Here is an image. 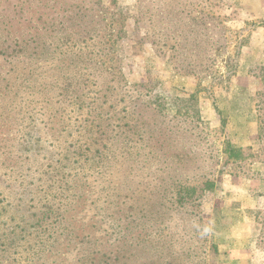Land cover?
Instances as JSON below:
<instances>
[{"label": "rangeland", "instance_id": "obj_1", "mask_svg": "<svg viewBox=\"0 0 264 264\" xmlns=\"http://www.w3.org/2000/svg\"><path fill=\"white\" fill-rule=\"evenodd\" d=\"M3 59L0 264H264V0H0Z\"/></svg>", "mask_w": 264, "mask_h": 264}, {"label": "trees", "instance_id": "obj_2", "mask_svg": "<svg viewBox=\"0 0 264 264\" xmlns=\"http://www.w3.org/2000/svg\"><path fill=\"white\" fill-rule=\"evenodd\" d=\"M114 34H115L114 31L109 33V37H110L109 40L115 41ZM2 63H3L4 69H6L7 72H5V75H4V72H2V69L0 67V103L5 102V107L7 109H2L0 111V115H4L5 118H10V117H12V115L10 114V111L17 110L16 112H21L23 108L18 107V104H21V102H25V104H26V98H25L26 97V83H25L26 77H24L23 80L20 81L19 84L15 83V81L12 80L13 77L11 76V73H12L11 71H13V69L10 66L4 65L6 63V60L3 59ZM18 77L19 76L16 75L14 77V79L16 80ZM262 94H264V92H262ZM7 104H9L8 105L9 107L7 106ZM10 106H12V107H10ZM260 118H261V115H260ZM260 122H262V126H263V122H264L263 119H261ZM249 150H251V148L234 147L230 143H226L225 149L223 150V152L225 154H228L229 157L244 160L246 158V157H244L245 155L246 156H252L253 153L248 152ZM213 188H214V183L212 181L208 180V181H204V183L201 187L196 186V185L193 187H190V185H188V186L182 185L181 188H179V191H180L179 193H183L184 192L183 190H190V192L193 191V192L198 193L199 191L202 192V191H206V190H211ZM183 198L184 197H181L180 200L183 201ZM96 232L97 231H93V234H90V232H89L87 234H84L83 236L87 237L88 235H90V237L92 239V238H95ZM79 234H80V232H77L76 236H79ZM93 243L95 246V242H93ZM83 248H82V245H79V247L77 249V254L83 252L84 251ZM90 249H91L90 247H86L85 250H90ZM100 251L101 250L98 248L97 249H91L89 251L88 255L92 256V254H94L95 252L97 254H99ZM92 258H94V259H92L89 262V264H96L95 257H92ZM99 264H103V261L101 259L99 260Z\"/></svg>", "mask_w": 264, "mask_h": 264}]
</instances>
